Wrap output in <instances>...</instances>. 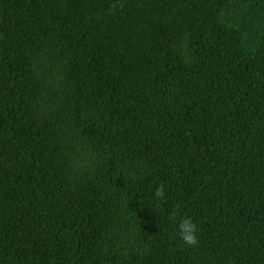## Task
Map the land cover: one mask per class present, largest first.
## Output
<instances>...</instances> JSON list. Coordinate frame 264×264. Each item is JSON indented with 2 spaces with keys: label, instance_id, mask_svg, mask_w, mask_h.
<instances>
[{
  "label": "trees",
  "instance_id": "1",
  "mask_svg": "<svg viewBox=\"0 0 264 264\" xmlns=\"http://www.w3.org/2000/svg\"><path fill=\"white\" fill-rule=\"evenodd\" d=\"M0 264H264V0H0Z\"/></svg>",
  "mask_w": 264,
  "mask_h": 264
},
{
  "label": "clouds",
  "instance_id": "2",
  "mask_svg": "<svg viewBox=\"0 0 264 264\" xmlns=\"http://www.w3.org/2000/svg\"><path fill=\"white\" fill-rule=\"evenodd\" d=\"M153 195L158 200H166L165 186L163 184L158 185ZM180 214L179 205H177L170 214L173 223L177 224L178 235L184 245L190 248H195L200 242L198 235L200 229L192 217L187 216L186 214H184L183 218L179 219L177 223V217Z\"/></svg>",
  "mask_w": 264,
  "mask_h": 264
}]
</instances>
